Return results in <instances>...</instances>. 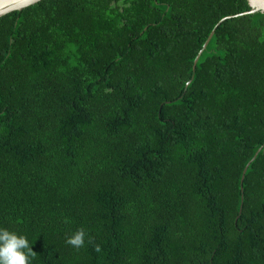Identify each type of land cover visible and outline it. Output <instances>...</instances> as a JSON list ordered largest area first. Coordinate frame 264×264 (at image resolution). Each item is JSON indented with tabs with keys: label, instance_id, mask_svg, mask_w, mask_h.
<instances>
[{
	"label": "trees",
	"instance_id": "obj_1",
	"mask_svg": "<svg viewBox=\"0 0 264 264\" xmlns=\"http://www.w3.org/2000/svg\"><path fill=\"white\" fill-rule=\"evenodd\" d=\"M250 9L42 0L0 18V228L31 264H264V12L234 16Z\"/></svg>",
	"mask_w": 264,
	"mask_h": 264
},
{
	"label": "clouds",
	"instance_id": "obj_2",
	"mask_svg": "<svg viewBox=\"0 0 264 264\" xmlns=\"http://www.w3.org/2000/svg\"><path fill=\"white\" fill-rule=\"evenodd\" d=\"M85 236V230L78 229L66 239V244L79 249L85 244ZM95 250L101 251L100 246L96 245ZM34 256L35 252L26 236L0 228V264H31L30 258Z\"/></svg>",
	"mask_w": 264,
	"mask_h": 264
},
{
	"label": "water",
	"instance_id": "obj_3",
	"mask_svg": "<svg viewBox=\"0 0 264 264\" xmlns=\"http://www.w3.org/2000/svg\"><path fill=\"white\" fill-rule=\"evenodd\" d=\"M40 1H42V0H0V18L5 16V15H7V14H9V13H11V12H14V11H22L23 9H25L27 7H30V6L36 4V3L40 2ZM249 4L251 6V9L249 11H246L244 13L237 14V15H234V16L245 15V14H254V13H257V12H264V0H249ZM231 17H233V16L231 15V16H227V17L222 18L217 23V25L215 26L213 31L210 33L208 39L206 40V42L203 45V48L199 51V53H198V55H197V57H196V59L194 61V65H193V69L194 70L196 69V66H197V63L199 61V58H200L201 54L207 48L210 40L214 36V33H215L217 27L224 20L229 19ZM261 149H262V147L259 148V150L256 152V154L253 157V159L245 167L244 172H243V176H242V181L245 178V174H246V171L248 169V166L257 157V155H258V153L260 152ZM241 212H242V206H241V209H240V213Z\"/></svg>",
	"mask_w": 264,
	"mask_h": 264
}]
</instances>
